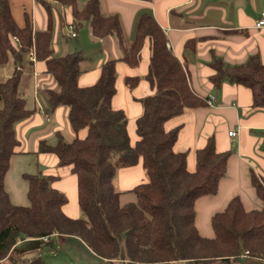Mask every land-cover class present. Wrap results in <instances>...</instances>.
Wrapping results in <instances>:
<instances>
[{
  "label": "trees",
  "instance_id": "trees-1",
  "mask_svg": "<svg viewBox=\"0 0 264 264\" xmlns=\"http://www.w3.org/2000/svg\"><path fill=\"white\" fill-rule=\"evenodd\" d=\"M49 1L70 7L73 22H89L95 38L113 36L119 60L129 67L138 65L148 39L150 57L144 79L154 93L139 100L142 114L135 122L138 139L130 146L126 116L111 107L115 61L101 65L94 85L79 87L82 56H53L51 25L34 32L26 21L19 28L7 0H0V67L9 59L14 64L12 76L0 82V262L22 240L62 235L78 238L101 264H241L244 258L264 264V180L253 173L250 181L260 209L247 211L235 196L211 216L213 237H203L196 229V201L216 194L230 154L217 153L209 138L196 151V168L190 173L185 155L172 150L177 129L166 132L163 124L185 108L203 106L204 101L191 91L186 71L169 51L166 36L153 16L146 12L138 16L133 38L127 44L117 16L102 14L98 0H88L80 9L77 0ZM50 2L40 0L48 13ZM191 44L193 41H188L185 46ZM31 48L35 61L45 63L57 85L55 90H43L48 111L67 107V120L75 135L71 142L57 135L54 145L41 142L38 151L53 154L58 167H70L76 176L82 213L78 219L62 212L67 199L52 187L53 176L24 175L27 206L12 205L4 189L9 160L18 147L14 127L31 114L25 96L19 92L24 79L23 57ZM211 66L215 73L210 81L216 88L224 82L241 85L251 91L252 107L264 108V65L258 54L239 65H228L214 57ZM138 81L127 78L125 83L131 90ZM83 129L86 135L79 138ZM139 161L147 181L131 190L135 202L121 206L113 180L119 169ZM20 264L50 263L38 255Z\"/></svg>",
  "mask_w": 264,
  "mask_h": 264
},
{
  "label": "crops",
  "instance_id": "crops-1",
  "mask_svg": "<svg viewBox=\"0 0 264 264\" xmlns=\"http://www.w3.org/2000/svg\"><path fill=\"white\" fill-rule=\"evenodd\" d=\"M48 1L49 0H41ZM88 0H77L80 9ZM12 19L22 28L26 21L35 31L52 29L53 56L63 57L71 53L82 56L81 74L77 85L81 88L96 83L101 65L115 61V94L111 99L113 110H121L126 116V131L130 146L137 141L135 122L142 114L140 99L151 96L154 90L144 79L150 57V43L145 39L140 51L139 63L129 67L119 60V52L113 36L95 38L89 22H73L70 7L50 2L48 13L40 0H7ZM104 15L117 16L127 44L133 38L136 20L141 13H149L156 20L167 39L169 51L179 60L187 73L191 91L204 101L203 106L185 108L163 124L164 131L177 129L172 150L182 153L186 169L196 168V151L212 138L217 153L229 152L226 175L218 185L215 195L202 197L195 204V226L206 238L213 237L210 218L220 212L228 201L237 196L247 211L261 207L250 181V174L264 180V108L252 107V93L241 85L224 82L216 88L210 81L215 73L212 58L228 65L244 63L249 56L258 54L264 65V27L256 23L264 19V0H98ZM74 23V24H73ZM71 32L75 34L71 36ZM188 41L194 44L185 46ZM29 59L23 57V78L19 92L26 93L30 86L26 105L31 114L15 127L18 147L10 157L4 176V189L14 206H27V182L24 175L41 173L56 179L52 187L67 199L62 212L71 219L82 217L78 206L77 180L70 167H58L53 154L39 152V143L54 145L57 135L71 142L72 133L67 120L68 109L59 106L49 112L43 90H55L57 85L47 73L43 61H35L32 68ZM12 59L0 67V82L12 76ZM127 78H138L133 89L126 86ZM27 86V87H25ZM213 97L212 104L206 100ZM49 118V121H46ZM234 131V136L229 132ZM86 129L78 133L84 138ZM147 181L139 161L136 165L118 170L113 185L120 193L119 204L135 202L131 190ZM41 256L50 264H101L76 237L52 235L47 240L25 239L18 242L0 264H20L23 260ZM246 259L244 258V261ZM255 264V262H253ZM257 264H262L257 262Z\"/></svg>",
  "mask_w": 264,
  "mask_h": 264
},
{
  "label": "built area",
  "instance_id": "built-area-1",
  "mask_svg": "<svg viewBox=\"0 0 264 264\" xmlns=\"http://www.w3.org/2000/svg\"><path fill=\"white\" fill-rule=\"evenodd\" d=\"M256 27H257V28L264 27V19H260V20H258V22L256 23ZM70 34H71L72 37L75 36V34H74L73 32H71ZM12 41H13L14 43H17V39H15V38H13ZM27 55H28V59H29L30 62H35V56H34V50H33V48H31V49L29 50V52H28ZM212 100H213V97L207 99V100H206V104H207V105H211V104H212ZM46 121H49V118H46ZM228 134H229V136H234V135L236 134V132L231 131V132H229ZM43 239H44V240H47V237H44Z\"/></svg>",
  "mask_w": 264,
  "mask_h": 264
},
{
  "label": "rangeland",
  "instance_id": "rangeland-1",
  "mask_svg": "<svg viewBox=\"0 0 264 264\" xmlns=\"http://www.w3.org/2000/svg\"><path fill=\"white\" fill-rule=\"evenodd\" d=\"M28 54V53H27ZM27 57H28V55H27ZM28 63H29V65H30V67L32 68V64L34 63V62H30V61H28ZM22 84V83H21ZM25 87H27V86H25ZM31 94H30V86H29V89H27V93H26V99L27 100H29V96H30ZM24 96H25V94H24ZM44 97V96H43ZM120 170V169H119ZM118 172V171H117ZM253 262H255V264H257V262H259V261H253V260H249V259H246L245 261H243L241 264H253ZM2 264V263H1ZM178 264V263H177Z\"/></svg>",
  "mask_w": 264,
  "mask_h": 264
}]
</instances>
